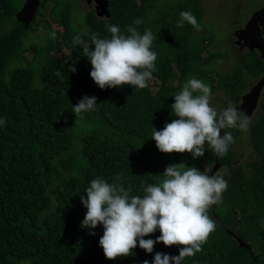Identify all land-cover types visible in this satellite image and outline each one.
Returning a JSON list of instances; mask_svg holds the SVG:
<instances>
[{"label": "trees", "instance_id": "1", "mask_svg": "<svg viewBox=\"0 0 264 264\" xmlns=\"http://www.w3.org/2000/svg\"><path fill=\"white\" fill-rule=\"evenodd\" d=\"M108 1L110 18L99 19L94 9L84 11L82 29L76 26L81 0H40L26 30L17 20L26 0H0V119L5 120L0 125V264H152L158 252L177 256L179 246L157 243L146 253L137 244L129 256L107 260L99 246L103 226L91 230L95 235L80 226L86 214L80 198L98 177L112 183L120 175L119 183L131 196H143L144 186L159 183L170 165L182 163L208 175L217 154L207 144L204 155L195 159L190 153L164 154L152 140V128L160 131L177 119L173 96L190 78L206 83L211 94L222 93L225 109L264 76L257 52L230 73L214 68L225 54L210 50L218 44L212 27L211 34L200 30L206 0ZM183 11L195 16L199 30L187 23L176 26ZM137 19L143 23L135 25ZM110 25L125 35L130 25L140 34L150 29L157 37L151 49L157 54L156 71L146 88L101 90L90 78L91 64L74 37L89 44L93 34L110 38ZM36 31L46 37L34 47L26 39ZM32 51L30 59L26 54ZM83 97H96L97 105L75 116L72 106ZM258 108L246 135L222 130L231 132L235 142L217 160L227 181L216 204L219 220L211 206L215 231L200 252L181 264H264V91ZM237 141L245 142L254 156L240 161L233 151ZM159 235L157 229L144 239Z\"/></svg>", "mask_w": 264, "mask_h": 264}, {"label": "clouds", "instance_id": "2", "mask_svg": "<svg viewBox=\"0 0 264 264\" xmlns=\"http://www.w3.org/2000/svg\"><path fill=\"white\" fill-rule=\"evenodd\" d=\"M141 23L140 19L135 21L137 26ZM185 23L200 29L190 11L180 13L176 26L182 28ZM208 28V33L200 30L211 34ZM126 31L127 35L122 34L118 26L110 25V38L93 34L90 44L80 36L74 37L75 45H83V53L92 68L90 78L101 90L122 85L144 89L156 71L157 54L151 49L157 37L150 29L140 34L132 25ZM52 35L55 38V34ZM89 45H94V50H90ZM216 46L214 43L210 50ZM173 98L171 110L177 119L160 131L152 128V140L161 153H190L195 159L204 155L207 144L217 155L224 156L235 140L231 132L221 135L222 130L246 131L249 127L250 118L231 101L217 112L210 105V87L199 79H188ZM95 105L96 97H83L72 106L73 113L81 116L93 110ZM4 123L5 120L0 119V125ZM162 176L159 183L144 186L143 196H131L130 189L119 183L120 175L112 183L99 177L91 180L80 198L86 209L80 226L89 229L90 235H95L91 230L97 225L103 226L99 246L107 260L129 256L137 244L146 253H151L155 244L162 243L165 247L179 246V254L170 256L158 252L152 264H181L186 257L200 252L215 231L216 224L208 210L221 202L227 181L220 175H206L195 167L186 168L182 163L167 166ZM157 229L160 235L156 240L144 239Z\"/></svg>", "mask_w": 264, "mask_h": 264}, {"label": "rangeland", "instance_id": "3", "mask_svg": "<svg viewBox=\"0 0 264 264\" xmlns=\"http://www.w3.org/2000/svg\"><path fill=\"white\" fill-rule=\"evenodd\" d=\"M81 5L83 10L79 12L78 17L76 18V26L84 29L85 25L82 23V15L84 14V11L87 13L91 9H94V4L89 7L86 0H81ZM203 5L205 23V28L203 30L205 33H208L207 28L210 26L213 28L212 35L215 37V41L218 42L214 50H218L220 53L225 54L224 62L215 64L214 68L220 69L224 73H230L232 72L233 67L236 66L242 58L248 56L250 53V51H239L237 49L236 43H234V40H236L234 32L242 29L254 12L260 11L264 7V0H206L203 1ZM50 8L51 7H49L48 10H50ZM211 27L209 30H211ZM53 28L58 29L54 26ZM28 36V39H26L27 44L30 42L34 47H36L37 45L42 44L46 34L43 31H36ZM229 45L233 46L232 50ZM33 54L34 52L32 51L26 55L31 59ZM152 86L153 89H155V81L152 82ZM224 99L225 98L222 93L211 94L210 105L215 108L217 112H220L224 109ZM258 109L251 118L252 120L257 116L259 112ZM246 132L247 130L244 131V135H246ZM233 151H237L240 154L238 156L240 161L249 160V158L254 156V154L250 151L249 146L243 141H237V143L234 144ZM212 170L207 171V173H209L208 175L211 174ZM217 175L224 177L225 173L221 170L217 173Z\"/></svg>", "mask_w": 264, "mask_h": 264}, {"label": "water", "instance_id": "4", "mask_svg": "<svg viewBox=\"0 0 264 264\" xmlns=\"http://www.w3.org/2000/svg\"><path fill=\"white\" fill-rule=\"evenodd\" d=\"M93 4L94 10L99 19L110 18V4L108 0H87V5L89 7ZM39 8L40 0H26L22 10L17 15V20L24 25L26 30H29L30 26L33 24ZM262 32H264V7L251 16L244 28L237 31V45L241 46V48L248 46L251 51L257 49L261 53L260 57L264 60V39L262 38ZM263 91L264 76L246 95L237 99V102L240 101L237 108L241 109L251 119L255 111L258 109ZM219 157L220 156L217 155L215 166L210 176L217 175L221 170L222 166L217 162ZM212 208L213 216L219 220L216 216V205H213ZM237 241L241 246H247V248L250 249V246L244 243L240 238H237Z\"/></svg>", "mask_w": 264, "mask_h": 264}, {"label": "flooded vegetation", "instance_id": "5", "mask_svg": "<svg viewBox=\"0 0 264 264\" xmlns=\"http://www.w3.org/2000/svg\"><path fill=\"white\" fill-rule=\"evenodd\" d=\"M254 13H255V12H254ZM252 14H253V13H252ZM230 18H231V17H230ZM230 18H229V19H230ZM248 20H249V19H248ZM246 24H247V23H246ZM244 27H245V26H244ZM236 32H237V31H236ZM236 32H234V36H236V40H234V43H236V45H237V34H236ZM262 35H263L262 37H263V39H264V32H262ZM229 47H230V48H233V46H230V45H229ZM236 47H237V49H238L239 51H243V50H246V51H248V52L250 51L248 46H245L244 48H241V46L238 45V46H236ZM253 52H257L258 55H260L259 52H258L257 50H255V51H253ZM239 104H240V101L237 102V104H236L235 106L238 107Z\"/></svg>", "mask_w": 264, "mask_h": 264}]
</instances>
